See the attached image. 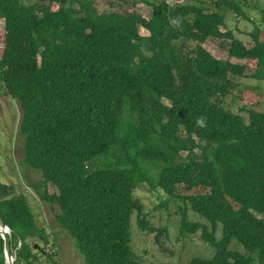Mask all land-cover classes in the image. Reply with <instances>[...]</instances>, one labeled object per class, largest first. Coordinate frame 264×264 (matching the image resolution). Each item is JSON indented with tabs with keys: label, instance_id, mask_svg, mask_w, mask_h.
<instances>
[{
	"label": "trees",
	"instance_id": "obj_1",
	"mask_svg": "<svg viewBox=\"0 0 264 264\" xmlns=\"http://www.w3.org/2000/svg\"><path fill=\"white\" fill-rule=\"evenodd\" d=\"M252 1L111 0L99 12L96 0H0V84L20 105L24 162L42 178L31 188L58 207L85 264H147L131 246L132 216L159 242L167 230L133 197L145 181L183 204L180 236L201 233L214 250L185 264H264V113L226 107L248 96L243 79L264 80V11L257 24ZM228 13L253 25L249 41L227 29ZM210 39L228 43V59L207 50ZM143 163H155L157 185ZM1 221L14 264H60L28 196L0 181Z\"/></svg>",
	"mask_w": 264,
	"mask_h": 264
},
{
	"label": "rangeland",
	"instance_id": "obj_2",
	"mask_svg": "<svg viewBox=\"0 0 264 264\" xmlns=\"http://www.w3.org/2000/svg\"><path fill=\"white\" fill-rule=\"evenodd\" d=\"M99 12L107 10V4L111 0H96ZM138 1V0H137ZM150 3L159 4L161 0H148ZM170 4H188V0H168ZM25 5H33L36 0H23ZM138 11L146 16H152V8L146 4L139 5ZM248 16L257 24L261 23V12L264 11V0H253L251 7L245 9ZM5 22L0 21V58L2 56L5 36ZM227 29L232 30L235 36L242 40L249 41V33L252 32L253 25L243 19H237L235 15H226ZM145 33V30L142 29ZM205 47L218 59H228V43L223 40L210 39ZM242 85L248 96L242 103L227 105V109L234 113H240L244 106H254L255 110L264 113V80L243 79ZM22 118L20 105L17 101L9 98L5 94L3 86L0 84V181L9 183L16 187V194L24 193L28 196L32 210L40 228L44 229L48 235L51 245L46 250L48 253L56 252V260L60 264H85L79 254L75 242L60 228L56 221L58 207H51L39 201V197L31 188L32 183L41 181V175L27 166L24 162L23 139L20 135L19 124ZM106 162V161H105ZM107 163H114L111 157ZM152 164L143 163V173L156 174L158 168ZM101 163H95L94 168H99ZM156 174L153 185H157ZM133 197L139 198L145 205L147 220L151 226L166 229L167 233L157 239L158 233L143 231L137 225L136 215L131 220V246L137 253L141 262L147 264H185L193 257L211 258L214 250L210 248L202 239L201 233L187 234L180 236L181 215L180 207L182 203L170 201L166 194L159 188L152 187L149 182H141V185L133 193ZM188 216L193 222H202L208 225L190 208ZM210 226V225H208ZM210 229H212L210 227ZM221 228L216 233V237L221 238ZM32 243L42 245L38 239ZM233 248H238L234 245ZM243 251L242 247L239 249Z\"/></svg>",
	"mask_w": 264,
	"mask_h": 264
},
{
	"label": "water",
	"instance_id": "obj_3",
	"mask_svg": "<svg viewBox=\"0 0 264 264\" xmlns=\"http://www.w3.org/2000/svg\"><path fill=\"white\" fill-rule=\"evenodd\" d=\"M10 233L11 230L7 226V224L4 221L0 222V235L4 240V253L6 257L7 264H14L15 258L11 251V244H10ZM37 248V246H35Z\"/></svg>",
	"mask_w": 264,
	"mask_h": 264
},
{
	"label": "clouds",
	"instance_id": "obj_4",
	"mask_svg": "<svg viewBox=\"0 0 264 264\" xmlns=\"http://www.w3.org/2000/svg\"><path fill=\"white\" fill-rule=\"evenodd\" d=\"M172 23L178 25L179 24V18H176L175 20H173ZM206 119L207 118L204 117V116L198 117L197 120H196V126L198 128H204V127H206Z\"/></svg>",
	"mask_w": 264,
	"mask_h": 264
}]
</instances>
